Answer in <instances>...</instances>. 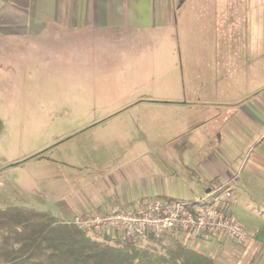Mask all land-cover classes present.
I'll list each match as a JSON object with an SVG mask.
<instances>
[{"label":"rangeland","instance_id":"1","mask_svg":"<svg viewBox=\"0 0 264 264\" xmlns=\"http://www.w3.org/2000/svg\"><path fill=\"white\" fill-rule=\"evenodd\" d=\"M223 17L225 9H202L186 28L176 16L168 27L108 33L73 46L0 28V207L84 213L77 201L119 176L158 182L167 165L181 173L186 157L213 151L232 106L213 105L206 122L193 121V129L188 122L182 130L177 113L154 104L184 96L185 86L186 96L194 97L187 77L196 68H257L254 42L242 58V42L232 47L225 32H214ZM179 145L191 150L179 154ZM7 234L0 226V245ZM87 235L103 246L126 244ZM172 238L179 240L176 234L138 247L158 255Z\"/></svg>","mask_w":264,"mask_h":264},{"label":"crops","instance_id":"2","mask_svg":"<svg viewBox=\"0 0 264 264\" xmlns=\"http://www.w3.org/2000/svg\"><path fill=\"white\" fill-rule=\"evenodd\" d=\"M202 9H225V17L216 18L214 32H225L232 47L242 42V58L250 56L247 51L254 42L257 68H196L187 77L191 90L195 89L191 91L194 97L186 96L185 86L184 96L154 105L169 110L167 115L177 113L175 123L182 130L188 122L192 123L191 129L197 126L193 121L206 122L203 115L211 114L213 105L232 106L221 128V143L213 151L197 158L186 157L179 163L180 170H184L181 173H172L167 165L169 169L158 182L152 176L149 181L139 180L138 175L119 176L99 194L77 201L78 208L87 210L84 213L20 204L0 209L19 207L65 221L105 211L114 199L126 206L156 197L219 203L244 226L249 236L246 244L236 245L215 235L200 239L180 231L172 235L177 234L186 247L210 256L215 264H264V0H0V28H17L22 32L19 37L29 35L54 43L62 40L73 46L108 33L168 27L176 16L186 28L189 18L198 17ZM189 150L183 145L177 147L179 154ZM227 191L231 197L226 196Z\"/></svg>","mask_w":264,"mask_h":264},{"label":"trees","instance_id":"3","mask_svg":"<svg viewBox=\"0 0 264 264\" xmlns=\"http://www.w3.org/2000/svg\"><path fill=\"white\" fill-rule=\"evenodd\" d=\"M2 129L0 120V132ZM32 213L45 222L34 221ZM0 226L8 229L0 245L2 264H215L210 256L174 238L158 255L132 242L123 247L103 246L74 225L59 222L48 213L19 207L0 209ZM171 235L151 241L162 242Z\"/></svg>","mask_w":264,"mask_h":264},{"label":"built area","instance_id":"4","mask_svg":"<svg viewBox=\"0 0 264 264\" xmlns=\"http://www.w3.org/2000/svg\"><path fill=\"white\" fill-rule=\"evenodd\" d=\"M231 197L230 191L226 192ZM64 223L96 236L98 241L132 242L163 240L180 231L200 239L205 235L223 236L236 245L249 241L244 226L219 203L204 200L186 202L162 197L146 199L135 206L110 201L105 211L74 216Z\"/></svg>","mask_w":264,"mask_h":264}]
</instances>
